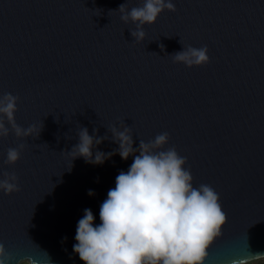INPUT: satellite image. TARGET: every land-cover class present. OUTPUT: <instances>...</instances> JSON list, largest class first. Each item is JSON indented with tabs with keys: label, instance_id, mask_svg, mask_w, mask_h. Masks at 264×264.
I'll use <instances>...</instances> for the list:
<instances>
[{
	"label": "water",
	"instance_id": "water-1",
	"mask_svg": "<svg viewBox=\"0 0 264 264\" xmlns=\"http://www.w3.org/2000/svg\"><path fill=\"white\" fill-rule=\"evenodd\" d=\"M172 2L136 42V25L116 10L143 0H0V97L18 98V126L42 127L16 137L5 120L0 137V179L15 174L19 187L0 190L7 264H83L72 251L77 222L91 209L101 223L100 205L133 156L77 157L71 168L66 152L81 127L107 135L94 152L113 151L108 128L123 124L134 149L167 132L161 150L175 147L193 187L219 194L227 218L203 264L264 258V0ZM183 46H207L208 63H173ZM20 144V158L4 164Z\"/></svg>",
	"mask_w": 264,
	"mask_h": 264
},
{
	"label": "clouds",
	"instance_id": "clouds-1",
	"mask_svg": "<svg viewBox=\"0 0 264 264\" xmlns=\"http://www.w3.org/2000/svg\"><path fill=\"white\" fill-rule=\"evenodd\" d=\"M165 9L176 10L172 0H143L141 6L130 10L121 4L116 11L121 13L120 19L125 24L131 21L136 25L130 34L140 42L145 36L143 26L153 24ZM207 51V46H183V50L169 56L173 63L200 66L209 61ZM17 99L11 94L0 97V137L9 134L6 120L16 137L26 138L36 132L37 138L42 127L22 128L15 123ZM96 131L93 129V135H89L87 128L79 129L78 143L66 152L72 158L71 168L77 157L92 165H102L113 155L118 154L122 160L132 155L133 162L126 172H119L115 187L108 190L100 205L99 225L94 226L91 209L84 210L77 222L73 253L83 264H203L207 248L222 234L220 229L227 218L219 194L209 185L193 187L191 172L184 167L186 158L175 147L161 150L168 142L167 132L147 143L140 141L134 149L130 128L124 124L122 128L111 126L108 131L118 148L104 153L93 151L108 138L96 136ZM24 147L20 144L9 148L3 163L14 164ZM3 175L0 190L6 195L19 191L15 174ZM88 195L94 192L89 190ZM9 259L0 244V264H7ZM246 260H234L232 264H245Z\"/></svg>",
	"mask_w": 264,
	"mask_h": 264
},
{
	"label": "trees",
	"instance_id": "trees-1",
	"mask_svg": "<svg viewBox=\"0 0 264 264\" xmlns=\"http://www.w3.org/2000/svg\"><path fill=\"white\" fill-rule=\"evenodd\" d=\"M245 264H264V258H260V259H257V260H253V261L248 262V263H245Z\"/></svg>",
	"mask_w": 264,
	"mask_h": 264
},
{
	"label": "rangeland",
	"instance_id": "rangeland-1",
	"mask_svg": "<svg viewBox=\"0 0 264 264\" xmlns=\"http://www.w3.org/2000/svg\"><path fill=\"white\" fill-rule=\"evenodd\" d=\"M23 264V263H22Z\"/></svg>",
	"mask_w": 264,
	"mask_h": 264
}]
</instances>
